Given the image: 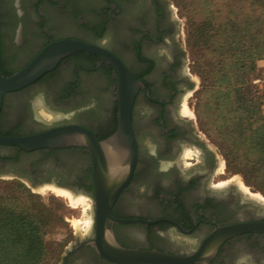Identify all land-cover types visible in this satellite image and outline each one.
<instances>
[{"label": "flooded vegetation", "instance_id": "obj_1", "mask_svg": "<svg viewBox=\"0 0 264 264\" xmlns=\"http://www.w3.org/2000/svg\"><path fill=\"white\" fill-rule=\"evenodd\" d=\"M76 40L112 55L141 83L133 107L138 163L119 197L114 227L127 249L179 257L218 249L205 264H264V201L222 180L219 157L185 113L196 80L168 0H0V74L11 77L47 47ZM119 74L106 56L78 52L35 84L6 94L0 138L79 126L103 142L118 128ZM187 105V106H186ZM86 148L26 152L0 144V179L55 187L95 200ZM147 196L140 200V196ZM260 226L231 236L222 231ZM87 239L95 238V227ZM207 251V250H206ZM62 264H114L84 241Z\"/></svg>", "mask_w": 264, "mask_h": 264}, {"label": "rangeland", "instance_id": "obj_2", "mask_svg": "<svg viewBox=\"0 0 264 264\" xmlns=\"http://www.w3.org/2000/svg\"><path fill=\"white\" fill-rule=\"evenodd\" d=\"M176 18L181 26L182 45L187 55L188 72L196 80L195 88L186 99V104L190 109L185 107V113L190 121L194 123L199 132L203 135L208 146H210L218 155L220 162V171L222 180H229L231 183L242 187L246 192L255 195L257 199L264 201V162L261 156L241 140L242 137L234 139L233 144H227L217 138L212 129L205 127L201 118L199 95L203 92L206 80V73L216 74L227 71L234 65V47L226 45L221 33L226 32L229 28L223 20V14L231 18L239 17L242 21V27H245L246 21H251L258 35L253 36L256 39L253 42L254 53L259 55L251 59L255 62V70L249 68L240 69L239 67L246 63V55L234 66L233 70L243 79V82L250 87L258 77L264 74V0H232L231 8L228 11L227 5L229 0H168ZM240 1V2H239ZM228 11V12H227ZM232 12V14H231ZM215 13H218L215 15ZM212 23V27L210 25ZM208 26L210 30H218V44L214 46L209 43L205 47L191 46V35L193 30L199 26ZM213 31L210 35H217ZM222 36V39H221ZM252 41L243 40L239 43L240 53L246 51V46ZM224 46V50L221 49ZM230 50V51H228ZM223 52V56L221 55ZM244 55V53H242ZM226 55V56H225ZM238 56V54H237ZM250 59V58H249ZM208 65V67L205 66ZM248 65V64H247ZM234 68V67H233ZM220 75H223V73ZM218 87L227 88V83H218ZM252 99L256 114L263 118L264 125V90H260ZM215 92V91H214ZM229 93V94H228ZM220 92V95H232L231 92ZM235 96V94H233ZM232 95V96H233ZM244 95L248 96L247 91ZM228 98V97H227ZM232 100L227 104L229 109L232 108ZM186 105V106H187ZM19 188V189H18ZM21 189L39 196L42 202L52 209L58 217L55 224L49 232L47 238V261L46 264H62L67 250L71 249L79 238H85L92 226V199L83 195H71L65 190L56 189L55 187L34 188L26 181L10 178L0 179V192L9 190L16 195L21 194ZM61 193V194H60ZM70 194V195H68ZM147 196L141 195L140 200ZM22 198V197H20Z\"/></svg>", "mask_w": 264, "mask_h": 264}, {"label": "water", "instance_id": "obj_3", "mask_svg": "<svg viewBox=\"0 0 264 264\" xmlns=\"http://www.w3.org/2000/svg\"><path fill=\"white\" fill-rule=\"evenodd\" d=\"M92 53L106 56L119 74L118 128L107 140L99 142L93 134L79 126L55 128L48 132L21 138H0V144L16 146L26 152L40 149L86 148L93 159V201L92 226L95 238H80L85 245L93 247L105 260L114 264H205L218 249L219 241L212 240L202 253L188 257L174 256L159 251H139L122 247L115 236L116 224H126L114 218L113 209L119 197L131 183L138 163V145L133 129V107L141 83L131 77L123 64L112 55L94 46L76 40L54 43L39 54L26 68L11 77L0 74V110L6 94L19 92L54 71L66 58L78 53ZM75 196L73 192H69ZM260 226L241 225L223 230L231 236L244 231H258ZM207 250V251H206Z\"/></svg>", "mask_w": 264, "mask_h": 264}, {"label": "trees", "instance_id": "obj_4", "mask_svg": "<svg viewBox=\"0 0 264 264\" xmlns=\"http://www.w3.org/2000/svg\"><path fill=\"white\" fill-rule=\"evenodd\" d=\"M231 1H228V11L231 8ZM220 13L223 14V20L229 27L221 35H223V42L226 45L234 47V54H236L234 55V65L246 55V63L239 68L247 67L251 71L255 70L256 61L251 59L257 58L259 55L253 52V50L255 51L253 42L257 39H254L253 36L258 35L259 32L254 28L253 22L246 21L245 27H242L239 17L231 18L227 14L224 15L222 11ZM209 26L212 27L211 21ZM207 28L208 26L204 25L193 30L191 46L205 47L209 43L213 46L218 44V30L207 32ZM213 31H217L216 36L210 35ZM243 40L252 41L246 46V51L242 52L244 55L240 53L239 47V43ZM221 49L224 50V46ZM221 53L223 56L222 51ZM234 65V68L227 71L222 72L221 69L223 75H220V70L216 74H211V77L209 72L206 73V80L203 79L205 87L199 95L201 118L205 127L212 129L217 138L227 144L232 145L234 139L242 137L241 140L246 145L248 143L264 162L263 118L256 114V109L252 106L254 101L252 98L261 92L260 90H264V81L261 85L254 84L249 89L243 79L233 72L238 67ZM205 66L208 67L206 63ZM263 77L264 74L258 79H263ZM219 82L227 83L228 87H218ZM223 91L231 92L235 96L225 94L221 96L220 92ZM246 91L248 96L244 95ZM231 100L232 108L229 109L227 104ZM20 190V195L9 190L0 192V264H46L47 238L50 229L57 224V214L42 202L41 197L25 191V189L20 188Z\"/></svg>", "mask_w": 264, "mask_h": 264}, {"label": "built area", "instance_id": "obj_5", "mask_svg": "<svg viewBox=\"0 0 264 264\" xmlns=\"http://www.w3.org/2000/svg\"><path fill=\"white\" fill-rule=\"evenodd\" d=\"M263 81H264V77H263V79L260 78V79L255 80L254 84L255 85H261L263 83Z\"/></svg>", "mask_w": 264, "mask_h": 264}, {"label": "bare ground", "instance_id": "obj_6", "mask_svg": "<svg viewBox=\"0 0 264 264\" xmlns=\"http://www.w3.org/2000/svg\"><path fill=\"white\" fill-rule=\"evenodd\" d=\"M63 191V190H62ZM61 194V193H60ZM68 195H70V194H68Z\"/></svg>", "mask_w": 264, "mask_h": 264}]
</instances>
